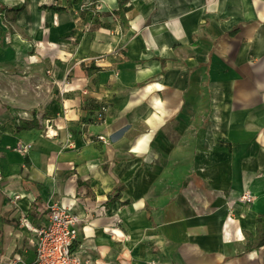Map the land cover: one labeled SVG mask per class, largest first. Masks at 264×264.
Returning a JSON list of instances; mask_svg holds the SVG:
<instances>
[{"label":"crops","instance_id":"1","mask_svg":"<svg viewBox=\"0 0 264 264\" xmlns=\"http://www.w3.org/2000/svg\"><path fill=\"white\" fill-rule=\"evenodd\" d=\"M70 1L0 0V264H264V0Z\"/></svg>","mask_w":264,"mask_h":264},{"label":"built area","instance_id":"2","mask_svg":"<svg viewBox=\"0 0 264 264\" xmlns=\"http://www.w3.org/2000/svg\"><path fill=\"white\" fill-rule=\"evenodd\" d=\"M96 12L100 10V5L96 4ZM105 109H102L104 112ZM103 117V113L99 114V118ZM104 140V137H99ZM16 150L26 155L29 147L18 142ZM2 172L0 171V179ZM21 196H14L11 201L15 204ZM254 196L250 192L242 195V200L251 203ZM48 222L39 227L31 228L27 219H22L21 225L32 229L36 234V257L29 264H86L80 251L77 250L76 244L79 237V225L81 219L73 213L69 208L58 204L49 205Z\"/></svg>","mask_w":264,"mask_h":264},{"label":"trees","instance_id":"3","mask_svg":"<svg viewBox=\"0 0 264 264\" xmlns=\"http://www.w3.org/2000/svg\"><path fill=\"white\" fill-rule=\"evenodd\" d=\"M72 3L78 2V0H72L70 1ZM57 11H60L62 9L56 8ZM22 8L16 9L17 12H20ZM39 124L36 122H33L32 124L26 122V121H21V125L19 127V130H29V129H34L38 128ZM248 243H247V248L250 251L259 249L264 246V215H259L257 217V229H256V234L255 235H248L247 237Z\"/></svg>","mask_w":264,"mask_h":264},{"label":"bare ground","instance_id":"4","mask_svg":"<svg viewBox=\"0 0 264 264\" xmlns=\"http://www.w3.org/2000/svg\"><path fill=\"white\" fill-rule=\"evenodd\" d=\"M24 198V196H22Z\"/></svg>","mask_w":264,"mask_h":264}]
</instances>
